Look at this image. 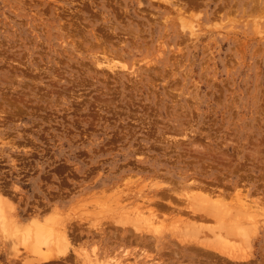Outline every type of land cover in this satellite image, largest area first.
I'll return each instance as SVG.
<instances>
[{
	"label": "rangeland",
	"instance_id": "374dc122",
	"mask_svg": "<svg viewBox=\"0 0 264 264\" xmlns=\"http://www.w3.org/2000/svg\"><path fill=\"white\" fill-rule=\"evenodd\" d=\"M37 226L45 264H264V0H0V264Z\"/></svg>",
	"mask_w": 264,
	"mask_h": 264
},
{
	"label": "bare ground",
	"instance_id": "6f19581e",
	"mask_svg": "<svg viewBox=\"0 0 264 264\" xmlns=\"http://www.w3.org/2000/svg\"><path fill=\"white\" fill-rule=\"evenodd\" d=\"M103 62H104V60H103ZM101 60H100V63L101 64H99V65H102V64H104ZM105 64H106V67H107V65L109 64V62L107 61V62H105ZM105 66V65H104ZM109 66H110V64H109ZM108 66V67H109ZM111 66H114V65H111ZM109 67V68H112V67ZM114 68H112L111 69V71L113 70ZM174 139V138H173ZM221 193V192H220ZM211 194V193H210ZM206 195V194H205ZM208 195V194H207ZM206 195V196H207ZM192 196H194V195H192ZM191 196V197H192ZM206 196H203V197H201L200 198V196H199V198L198 197H196V198H198V200H200L201 201V199L203 198V201H205L206 199H208V200H206V202H204V203H207V201H211V199L212 198H210L209 199V197L207 196V198H206ZM210 197H212V195L210 196ZM186 198H187V196H186ZM194 198V197H193ZM192 198V199H193ZM195 199V198H194ZM205 199V200H204ZM242 199V200H241ZM240 200L241 201H243L244 199L243 198H241ZM246 199V198H245ZM214 201H215V206H214V202H209V204L211 203V204H213V206L215 207H213L212 205V209H215L216 211L218 210V209H221L222 208V210H224L225 211V203H223L224 204V206L223 205H219V202L222 200V199H220V200H217V199H213ZM212 200V201H213ZM216 201H217V203H216ZM223 201V200H222ZM198 202V201H197ZM196 202V203H197ZM223 202H225V201H223ZM244 202L246 203L247 201H243V203L242 204H244ZM199 203V202H198ZM200 203H202V202H200ZM246 204H248V202L246 203ZM219 207H218V206ZM173 206V205H172ZM221 206H223L224 207V209H223V207H221ZM228 206V205H227ZM226 206V207H227ZM249 206V205H248ZM208 207V206H207ZM216 207H217V209H216ZM221 207V208H220ZM245 207H246V205H245ZM246 208H248V207H246ZM139 210V209H138ZM207 210V209H206ZM215 210H213V212H216ZM222 210H220L221 212H222V215H223V213H224V211H222ZM125 211V210H124ZM132 211V210H131ZM141 211V210H140ZM139 211V212H140ZM219 211V210H218ZM133 212V211H132ZM131 212V213H132ZM121 213V212H120ZM124 213V212H123ZM126 213V212H125ZM130 213V212H129ZM130 213V214H131ZM136 213V212H135ZM142 213V212H141ZM152 213V212H151ZM207 213H208V210H207ZM211 213H212V211L210 210V214L209 215H211ZM217 213L218 212H216V214H214V215H217ZM139 215H141L140 213H138ZM213 214V213H212ZM221 214V213H220ZM125 215H127V213L126 214H124V216ZM143 215H144V213H143ZM143 215H141L140 217H142ZM131 216V215H130ZM136 216V215H135ZM148 216H151V215H148ZM221 216V215H220ZM140 217H138V218H140ZM143 217H145V216H143ZM214 217V216H213ZM119 218H122V217H118L117 219H119ZM125 218V217H124ZM135 218V217H134ZM137 218V219H138ZM147 218V217H146ZM145 218V220L147 221V222H149L148 220H150L149 218H147L146 219ZM176 218H178V217H176ZM126 219V218H125ZM130 219H131V217H130ZM142 219V218H141ZM174 219H175V217H174ZM122 220H123V218H122ZM173 220V219H172ZM176 220V219H175ZM216 220H218V219H216ZM118 221V220H117ZM138 221V220H137ZM143 221V220H142ZM177 221V220H176ZM187 221V220H186ZM122 222V221H121ZM134 222V221H133ZM178 222H180L179 221V219H178ZM126 223H127V221H126ZM128 223H130L129 221H128ZM150 224H151V222H149ZM188 223H190V222H188ZM235 223H237V222H235ZM235 223H234V226H235ZM119 224H120V221H119ZM123 224V223H122ZM191 224V223H190ZM221 224V223H220ZM240 224H242V223H240ZM132 225V224H131ZM133 225H135V224H133ZM186 225H188L187 223H186ZM239 225V224H238ZM244 225V224H243ZM138 226V225H137ZM176 226V225H175ZM191 226V225H190ZM190 226H187L188 228L190 227ZM199 226V225H198ZM240 226V225H239ZM242 226V225H241ZM239 227V228H241L242 229V227ZM140 227V226H139ZM138 227V228H139ZM197 227V226H196ZM196 227H195V229H196ZM236 227L238 228V226H237V224H236ZM236 227H232V228H230V230L232 229L233 230V228H236ZM174 228V227H173ZM188 228H185V230L184 231H187L186 229H188ZM193 225H192V228L190 229V230H193ZM238 228V229H239ZM137 229V228H136ZM183 229V228H182ZM197 229H199V227L197 228ZM237 229V230H238ZM51 231V230H50ZM194 231V230H193ZM199 231V230H198ZM16 232H20V231H17L16 230ZM66 232V231H65ZM64 231L61 233H59V237H58V239L57 240H55V239H53V238H50L48 235H49V233H48V235L46 234V233H42L41 232V230H40V228H39V226H37V228H36V230L33 232V234H31V235H29V237H30V240L28 239L27 241H32V242H30V244H29V246L27 245L26 246V248L28 249V252L29 251H31V252H33L34 253V257L36 258L35 259V262H33V264H45V263H49L50 261H53V260H57V259H59L60 257H59V255H57L56 254V250L59 248V247H61L62 246V244H64L65 242H67V240L65 239V235H66V233H65ZM189 231H187L186 232V235L188 236V234H191L192 232H189ZM200 232V231H199ZM198 232V233H199ZM54 233L56 234V231H54ZM63 233H65V234H63ZM201 233V232H200ZM232 233H234L233 231H232ZM18 234V233H17ZM51 234V233H50ZM52 234H53V232H52ZM58 234V233H57ZM184 234V233H183ZM236 234H238V231H237V233ZM192 236L193 235H195V232H194V234H191ZM198 234H196V236H197ZM26 237V234L23 232V233H21L20 232V234H19V237L21 238V239H23V240H26L25 239V237ZM69 236V235H68ZM67 236V237H68ZM190 236V235H189ZM54 237V236H53ZM191 237V236H190ZM219 237H221V236H219ZM219 237L218 238H213V240H215L216 239V241H213L212 243H214V244H210V247H213V249H217V250H219V252H224V253H229V250L227 249V247H225V246H221L222 248H220V243H221V240H219ZM196 238V237H195ZM221 239V238H220ZM83 251V250H82ZM93 251H94V249H93ZM27 252V251H26ZM84 253H86V251L84 252ZM95 253V255H91L89 252H88V254L86 253L85 255H84V258L86 259V262H87V264H98V261L100 262V264H106V263H108V261H106V259H109V255L107 256V258H105V255H103L102 253H99V252H94ZM123 253V252H122ZM121 253V254H122ZM212 253V252H211ZM117 255V254H116ZM119 255V254H118ZM210 255H213V254H210ZM113 256V255H112ZM119 257V258H118ZM110 258H111V260L113 261L112 262V264H120V256H116V257H114V258H112L111 256H110ZM121 258H123V257H121ZM114 259V260H113ZM118 259H120V260H118ZM96 260H98V261H96ZM111 263V262H110Z\"/></svg>",
	"mask_w": 264,
	"mask_h": 264
}]
</instances>
